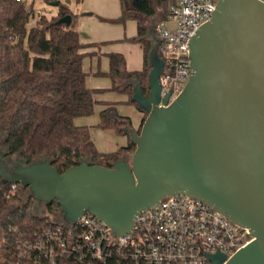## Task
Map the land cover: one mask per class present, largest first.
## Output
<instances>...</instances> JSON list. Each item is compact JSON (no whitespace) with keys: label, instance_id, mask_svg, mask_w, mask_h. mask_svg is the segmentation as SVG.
<instances>
[{"label":"water","instance_id":"obj_1","mask_svg":"<svg viewBox=\"0 0 264 264\" xmlns=\"http://www.w3.org/2000/svg\"><path fill=\"white\" fill-rule=\"evenodd\" d=\"M189 59L192 73L168 104L169 95L160 99L163 62L155 39L148 92L140 83L132 89L147 116L138 133L128 131L135 145L129 160L109 168L83 160L60 174L48 160L10 167L0 150V180L26 188L37 203L55 202L65 224L88 212L118 236L131 230L139 211L184 194L253 238L228 259L210 255L211 264H264V0H218L190 40Z\"/></svg>","mask_w":264,"mask_h":264},{"label":"trees","instance_id":"obj_2","mask_svg":"<svg viewBox=\"0 0 264 264\" xmlns=\"http://www.w3.org/2000/svg\"><path fill=\"white\" fill-rule=\"evenodd\" d=\"M44 1L49 4L57 0ZM76 2L79 4L81 0ZM170 2L172 0H137V5H132V0H120L121 15L110 21L124 23L133 19L137 23V35L129 41L140 43L143 48L142 69L126 71L123 56L111 53L106 73L112 82L111 90L127 95V103L143 112L137 133L147 113L132 100V89L135 83H140L143 93L148 92V53L155 40V35L150 37L143 22H150L154 30V23L164 16ZM55 9L54 15L37 17L34 26L28 29L34 17L32 5H28L27 0H0V143L6 155L17 156L22 164L48 160L60 174L83 160L109 168L135 149L128 134L131 122L118 115L113 105L100 111L97 128L128 138L127 147L111 153L98 152L89 128L74 124V119L92 114L96 104L93 94L101 90L85 86L84 55L80 53L82 45L75 15L60 1ZM65 16H70V23H58ZM120 80L128 83L123 89L117 85ZM34 205L35 202L23 194L0 200V232L3 234L0 264H9L13 256L7 253L12 250L13 238L9 227L27 234L46 221L58 223L54 218L35 215ZM53 208L59 211L55 202L46 205L49 213Z\"/></svg>","mask_w":264,"mask_h":264},{"label":"built area","instance_id":"obj_3","mask_svg":"<svg viewBox=\"0 0 264 264\" xmlns=\"http://www.w3.org/2000/svg\"><path fill=\"white\" fill-rule=\"evenodd\" d=\"M217 1L172 0L164 16L154 23L163 62L159 94L161 100L169 95L168 104L192 73L190 40L200 25L211 19ZM46 12L51 15L52 6ZM34 15L44 14L38 11ZM0 181V200L27 191L17 183ZM56 221H46L27 234L9 227L13 234L12 250L7 251L13 254L9 264H211L210 255L220 253L228 259L253 240L248 229L184 194L166 196L150 209L136 213L131 230L122 236L88 212L73 225L62 222L61 215Z\"/></svg>","mask_w":264,"mask_h":264},{"label":"crops","instance_id":"obj_4","mask_svg":"<svg viewBox=\"0 0 264 264\" xmlns=\"http://www.w3.org/2000/svg\"><path fill=\"white\" fill-rule=\"evenodd\" d=\"M132 5L134 4L132 3ZM49 6H51L50 3ZM55 8L56 7L52 6V10H56ZM71 11L75 15V26L78 32L79 42L82 45L80 53L84 55L82 59V70L86 75L85 85L88 76H91V78L107 77L106 73L109 68H107V70L105 66L102 67V64L103 61L108 63V55L111 53H119L123 56L124 68L126 71L132 72L142 69L144 61L143 48L140 43L129 41V39L137 35L136 21L128 19L124 23L110 22L111 20L119 18L121 15L120 0H81V2L77 4V7L75 5ZM54 14L55 13H53V15ZM94 62L96 63L95 65L93 64ZM87 66L88 70L86 68ZM86 87L90 90H102L98 88L96 83H91L90 86L86 85ZM101 93L102 91L93 94V99L96 103H98ZM116 93L121 95V93ZM121 98L122 100L117 102L100 101L102 107L99 108L98 112L100 113V111L108 105L114 104L113 106H115V104L118 103L126 104L128 106V114H122L118 110V106H115V109L118 115L127 117L130 120L131 128L136 131L142 121L143 112L139 111L136 106L126 103L128 99L127 95L122 94ZM85 118L86 117H78L74 119V124L76 126L88 127L90 138L94 146H97V143L93 139L94 131H92V129L94 127L97 128L99 114L98 120H94V122H89L88 119ZM127 145L128 138L122 136V138L113 145L111 144L105 149L97 148V151L100 153H111L120 148H125Z\"/></svg>","mask_w":264,"mask_h":264},{"label":"rangeland","instance_id":"obj_5","mask_svg":"<svg viewBox=\"0 0 264 264\" xmlns=\"http://www.w3.org/2000/svg\"><path fill=\"white\" fill-rule=\"evenodd\" d=\"M60 1H61L62 4L67 5L68 8L71 9V10L75 7V5L77 7V4H78L76 2V0H60ZM27 3H28V5H32V9H33L34 12H38L39 11V12H41L44 15H47V16L50 15V13L46 12V8H47V6H49V4L46 3L44 0H27ZM53 13H56V10H52L51 14H53ZM36 19H37L36 15H34V17L30 19V21H29V23L27 25L28 29L34 26ZM143 26L149 31V34L151 35L150 37H153L154 34H153L152 24L145 20L143 22ZM93 64L95 65L96 63L94 62ZM99 66H100V64H99ZM104 66L106 67V69L109 68L108 67V63L105 62V61H103V64H102V67H104ZM86 68L88 70V66ZM100 70H101V67H100ZM90 79H91V81H90ZM91 83H96L98 88L102 89L101 90L102 93L100 95V99H99L98 103L95 104L92 114L85 118V119H88L89 122H94V120H96V121L98 120V114H99L98 110H99L100 107H102L100 101H103V102H117V101H121L122 100V98H121L122 93H121V95H119V94L116 93V91L110 89L112 87V82H111V79L109 77H94V78H91V76H88L86 85L90 86ZM127 84H128L127 81H124V80H122V81L120 80L117 83V85H118V87L120 89H123L124 87H126ZM104 89H106V90H104ZM115 106H118V110L122 114H128V106L126 104H122V103L119 104L118 103V104H115ZM143 116H144V114H143ZM92 131H94L93 132V139L97 143V146L95 145L96 150H97V148L105 149L109 145H111V144L113 145L116 141H118V140H120L122 138V136L117 135L112 130L101 131V130H99V128L94 127L92 129ZM132 152L124 155V157L127 160H129ZM15 157L18 158L17 156H14V158ZM54 211H55V209L53 208L51 213H53ZM56 211H58V210H56Z\"/></svg>","mask_w":264,"mask_h":264},{"label":"flooded vegetation","instance_id":"obj_6","mask_svg":"<svg viewBox=\"0 0 264 264\" xmlns=\"http://www.w3.org/2000/svg\"><path fill=\"white\" fill-rule=\"evenodd\" d=\"M0 150H3V147H2V143H0ZM5 156H4V159L6 160L7 162V165L10 166V167H13V166H16L18 164H22L21 163V160L19 158H14V156H8L6 155V153L4 152ZM22 194L26 196V198H31L30 196H28L27 194V191L25 190H22ZM33 201L34 199L31 198ZM35 202V201H34ZM46 205L47 204H44V203H37L35 202V205L33 207V213L37 216H49V217H52L56 220H59L60 219V214H59V211H54L53 213H49L46 209Z\"/></svg>","mask_w":264,"mask_h":264}]
</instances>
